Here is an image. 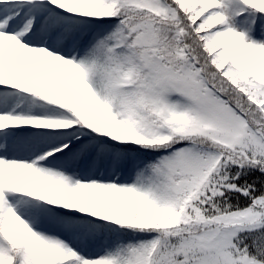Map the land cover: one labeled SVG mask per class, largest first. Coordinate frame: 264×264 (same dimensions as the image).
<instances>
[{"label":"snow or ice","instance_id":"obj_1","mask_svg":"<svg viewBox=\"0 0 264 264\" xmlns=\"http://www.w3.org/2000/svg\"><path fill=\"white\" fill-rule=\"evenodd\" d=\"M0 264H264V0H0Z\"/></svg>","mask_w":264,"mask_h":264}]
</instances>
